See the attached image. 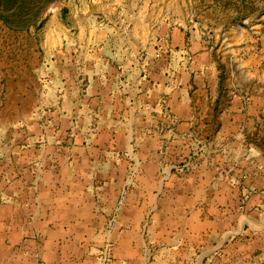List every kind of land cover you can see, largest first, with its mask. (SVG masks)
I'll list each match as a JSON object with an SVG mask.
<instances>
[{
    "label": "crops",
    "instance_id": "obj_1",
    "mask_svg": "<svg viewBox=\"0 0 264 264\" xmlns=\"http://www.w3.org/2000/svg\"><path fill=\"white\" fill-rule=\"evenodd\" d=\"M66 6L0 113V264H95L117 208L113 264H264V63L222 79L174 3Z\"/></svg>",
    "mask_w": 264,
    "mask_h": 264
},
{
    "label": "rangeland",
    "instance_id": "obj_2",
    "mask_svg": "<svg viewBox=\"0 0 264 264\" xmlns=\"http://www.w3.org/2000/svg\"><path fill=\"white\" fill-rule=\"evenodd\" d=\"M163 1L167 6L174 3L175 8L180 10L182 19L189 26L194 25L193 30L205 37L214 47L213 56L223 75L222 79H225L224 73L227 70H234L236 73L238 66L251 63L252 56L255 61L259 59L260 63H264V11L262 13L256 10L246 11L243 5L247 4L241 0ZM248 1L254 4L256 2L255 9L258 10L264 2ZM258 1L263 2L257 4ZM66 4L67 0H56L47 9L42 22L24 30H17L0 22V113L4 109L9 120L12 119L14 112L26 115V112L39 101L37 93L42 81L40 68L45 59V24L54 14L66 17L68 15ZM246 13L251 14L243 17L242 15ZM148 223L146 220L142 224L141 235L144 239L148 233ZM146 224L147 228L144 231ZM101 248L95 252V264L98 262Z\"/></svg>",
    "mask_w": 264,
    "mask_h": 264
},
{
    "label": "trees",
    "instance_id": "obj_3",
    "mask_svg": "<svg viewBox=\"0 0 264 264\" xmlns=\"http://www.w3.org/2000/svg\"><path fill=\"white\" fill-rule=\"evenodd\" d=\"M55 1L56 0H0V22H3L8 26H12L17 30L27 29L30 26L37 25L42 22L47 9ZM225 1L226 0H224V2ZM241 1L247 4L243 5L244 10L246 11L250 10L249 12H252L256 10L260 13L264 11V0L257 2V4H261V2H263L259 10L255 9L256 2L254 4L248 0ZM250 14L246 13L242 16L247 17Z\"/></svg>",
    "mask_w": 264,
    "mask_h": 264
},
{
    "label": "built area",
    "instance_id": "obj_4",
    "mask_svg": "<svg viewBox=\"0 0 264 264\" xmlns=\"http://www.w3.org/2000/svg\"><path fill=\"white\" fill-rule=\"evenodd\" d=\"M127 185H129V182L127 183ZM118 210L119 209L117 208L114 211V213L112 214L108 222L106 232H105L106 238L101 248L97 264H113V243L109 239V236L112 232L113 227L115 226V223L117 222L118 212H119ZM146 228H147V224L144 225V231Z\"/></svg>",
    "mask_w": 264,
    "mask_h": 264
}]
</instances>
